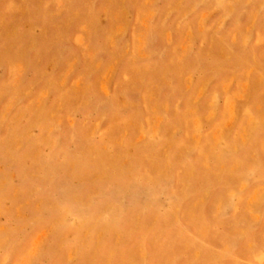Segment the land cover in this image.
Returning a JSON list of instances; mask_svg holds the SVG:
<instances>
[{
    "label": "rangeland",
    "instance_id": "374dc122",
    "mask_svg": "<svg viewBox=\"0 0 264 264\" xmlns=\"http://www.w3.org/2000/svg\"><path fill=\"white\" fill-rule=\"evenodd\" d=\"M0 264H264V0H0Z\"/></svg>",
    "mask_w": 264,
    "mask_h": 264
}]
</instances>
